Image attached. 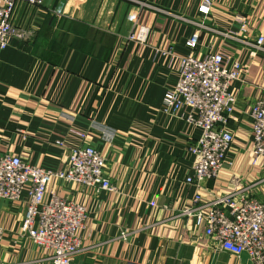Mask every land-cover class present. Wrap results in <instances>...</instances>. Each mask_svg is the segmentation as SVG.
Returning a JSON list of instances; mask_svg holds the SVG:
<instances>
[{
	"label": "crops",
	"instance_id": "0c3cea01",
	"mask_svg": "<svg viewBox=\"0 0 264 264\" xmlns=\"http://www.w3.org/2000/svg\"><path fill=\"white\" fill-rule=\"evenodd\" d=\"M143 1L180 15L167 16ZM45 0L20 1L15 25L32 40L11 37L0 50V154L59 171L71 147L94 146L106 159L114 191L84 189L53 178L52 192L82 204L88 218L78 235L84 249L74 264H252L247 252L210 245L205 227L180 215L199 192L205 201L252 184L264 202V165L254 164L252 110L264 88V51L202 29L195 49L220 51L224 66H246L231 83L235 111L227 129L233 141L214 180L199 189L187 183L195 157L190 145L200 127L162 110L179 80L180 58L202 23L228 30L248 17L247 36H264V0ZM53 8L63 10L62 15ZM150 28L146 43L129 39ZM79 133H86L82 137ZM23 199L0 198V264H51L50 252L22 235ZM122 232L128 235L121 237Z\"/></svg>",
	"mask_w": 264,
	"mask_h": 264
},
{
	"label": "built area",
	"instance_id": "2783aa9c",
	"mask_svg": "<svg viewBox=\"0 0 264 264\" xmlns=\"http://www.w3.org/2000/svg\"><path fill=\"white\" fill-rule=\"evenodd\" d=\"M22 0H0V50L9 45L11 37L24 42L32 40L33 30L14 24L13 15ZM30 4L43 5L45 0H23ZM140 6L153 7L158 12L173 17L176 13L140 1ZM211 0H203L206 10L212 7ZM53 13L62 15L63 10L53 8ZM197 29L188 41L192 52L180 58L179 80L173 89L166 92L162 110L169 115L180 116L201 129V134L190 145L195 157L193 174L186 182L199 189L218 177L233 141V133L227 124L236 107V98L229 92L235 80H242L246 66L235 61L224 66V56L217 51L208 56L198 55L202 29L213 30L222 37L233 39L256 52L264 51V36H247L248 17L242 16L237 26L228 30L211 29L185 17ZM150 28L140 26L129 39L146 43ZM254 164L264 165V88L252 110ZM86 137V133H79ZM64 169L54 171L23 160L12 153L0 154V198L10 202L23 199L27 191L28 208L25 211L22 235L38 248L50 252L51 264H74L76 255L84 249L78 235L88 218L87 209L68 197L52 192L49 199L47 186L51 179L64 183H77L84 189L98 191L116 190L106 173L107 159L92 145L82 144L68 150ZM180 215L193 217L199 226L205 227L210 245L234 253L247 252L252 264H264V202L254 196L252 184L233 187L229 193L216 195L205 201L198 192ZM127 232H122L125 238Z\"/></svg>",
	"mask_w": 264,
	"mask_h": 264
}]
</instances>
